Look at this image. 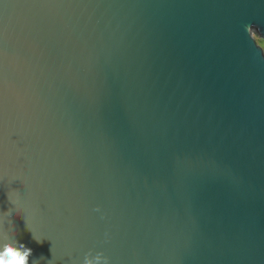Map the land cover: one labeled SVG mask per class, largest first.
Here are the masks:
<instances>
[{"label": "water", "instance_id": "obj_1", "mask_svg": "<svg viewBox=\"0 0 264 264\" xmlns=\"http://www.w3.org/2000/svg\"><path fill=\"white\" fill-rule=\"evenodd\" d=\"M255 37L264 0H0V247L264 264Z\"/></svg>", "mask_w": 264, "mask_h": 264}, {"label": "clouds", "instance_id": "obj_2", "mask_svg": "<svg viewBox=\"0 0 264 264\" xmlns=\"http://www.w3.org/2000/svg\"><path fill=\"white\" fill-rule=\"evenodd\" d=\"M253 30L255 29H250V34ZM10 200L15 206L13 200L11 198ZM9 219L11 220V216ZM33 238L38 243L41 242V240L37 239L35 236H33ZM4 241L5 242L2 247H0V264H29V259L32 256V250L27 248L25 245L20 244L15 238V233L11 238L5 235ZM83 264H108V260L103 256V254L92 256L91 253H89L85 256Z\"/></svg>", "mask_w": 264, "mask_h": 264}, {"label": "rangeland", "instance_id": "obj_3", "mask_svg": "<svg viewBox=\"0 0 264 264\" xmlns=\"http://www.w3.org/2000/svg\"><path fill=\"white\" fill-rule=\"evenodd\" d=\"M258 45L263 49L264 52V41H261L260 43H258Z\"/></svg>", "mask_w": 264, "mask_h": 264}, {"label": "trees", "instance_id": "obj_4", "mask_svg": "<svg viewBox=\"0 0 264 264\" xmlns=\"http://www.w3.org/2000/svg\"><path fill=\"white\" fill-rule=\"evenodd\" d=\"M255 41L258 43H260L261 41H263L262 39H259L258 37H255Z\"/></svg>", "mask_w": 264, "mask_h": 264}]
</instances>
